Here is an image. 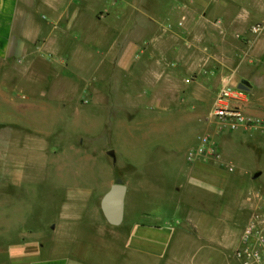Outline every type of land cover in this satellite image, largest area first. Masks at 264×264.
I'll list each match as a JSON object with an SVG mask.
<instances>
[{
  "label": "rangeland",
  "instance_id": "374dc122",
  "mask_svg": "<svg viewBox=\"0 0 264 264\" xmlns=\"http://www.w3.org/2000/svg\"><path fill=\"white\" fill-rule=\"evenodd\" d=\"M156 1L165 0H142V8L130 9V18L154 13ZM118 12L107 8L96 16L107 18L108 26L115 28ZM252 16L253 37H240L237 45L245 51L240 57L252 73L251 83L247 81L251 90L238 89L251 110H240L264 118V13L254 8ZM105 35L104 40L90 41L91 36L66 41L62 47L51 39L45 53L31 62L15 61L29 66L23 81L30 82L34 94L13 85L0 88V178H9L7 185H0V264H13L18 251L11 248L22 240L40 241L27 252L40 246L43 257L72 256L87 264H200L203 258L214 259L213 264H240L235 251L257 197L264 195V134L221 132L226 130L214 119L205 129L198 120L188 119L179 101L167 111L156 109L139 97L150 89L151 69L139 65L118 71L113 62L119 48L117 31ZM62 58L66 61L60 62ZM90 85L100 86L105 100L89 101ZM204 135L218 145L225 162L232 161L235 171L203 161L210 164L206 178L221 181L219 193L209 187L204 194L201 185L189 186L196 199L189 203L197 211L180 218L170 200L178 185L188 187L193 175L187 154ZM162 148L165 155L158 152ZM133 180L145 187L132 190ZM114 183L129 186L119 227L111 226L100 208ZM140 224L179 226V243L165 247L163 254L131 249L130 233ZM202 241L210 247L197 251Z\"/></svg>",
  "mask_w": 264,
  "mask_h": 264
},
{
  "label": "crops",
  "instance_id": "0c3cea01",
  "mask_svg": "<svg viewBox=\"0 0 264 264\" xmlns=\"http://www.w3.org/2000/svg\"><path fill=\"white\" fill-rule=\"evenodd\" d=\"M141 2L142 0H0V88L13 85L22 91L29 89L34 94L30 82L23 81L29 66L18 65L15 61L26 59L31 62L34 57L45 53L46 44L51 39L58 47H62L66 41H85L91 36L90 41L104 40L107 32L117 31L119 48L113 60L117 63V70L126 71L139 65V68L146 66L151 69L152 76L147 84L150 89L146 94L139 95L140 99H148L160 111H167L174 101H179L185 106L188 119L198 120L206 129L221 90L224 87L238 90L242 81H249L252 73L245 68L243 58L240 57L245 51L237 45L240 37L243 40L253 37L249 29L253 9L258 8L263 14L264 3L254 5L241 0L156 1L152 3L158 9L154 13L148 11L144 18H130V9L142 8ZM157 3L159 4L156 5ZM107 8L119 10L112 22L118 27L111 28L107 24V18L96 16L97 11L101 13L102 9ZM160 8L165 10L160 11ZM42 11L49 16H41ZM179 22L183 23L182 27L178 26ZM148 34L150 37L146 38ZM91 46L98 48L97 44ZM104 57L107 58L108 55ZM64 61L66 60L63 58L60 60ZM66 67H69V63ZM87 89L89 101L105 100L100 86L90 85ZM246 101V98L241 101L230 100L228 105L248 112L251 109ZM158 152L165 155L166 148L159 149ZM208 165L210 164L204 162L192 163L190 174L194 178L187 182L188 187L180 184L173 192L176 196L170 200L174 202L171 206L174 214L180 218L193 217L197 211V207L189 203L196 200L189 186L201 185L204 194L209 187L219 193L221 181L205 176ZM8 183L9 178H0V185ZM126 185L127 200L129 186ZM141 187H145L142 182L133 180L132 190ZM126 206L125 202V214ZM178 228L179 226L176 229H164L160 226L137 225L130 233L129 246L131 249L145 248L156 254H163L165 247L173 242L179 243ZM38 242L40 241L30 243L22 240L18 247L11 248L18 251L13 256V264H87L72 256L43 257L40 246L38 251H26L36 247ZM202 243L197 251L205 246L210 247L208 243ZM218 259L222 262L220 257ZM213 261L214 259L203 258L200 264H213Z\"/></svg>",
  "mask_w": 264,
  "mask_h": 264
},
{
  "label": "built area",
  "instance_id": "2783aa9c",
  "mask_svg": "<svg viewBox=\"0 0 264 264\" xmlns=\"http://www.w3.org/2000/svg\"><path fill=\"white\" fill-rule=\"evenodd\" d=\"M258 31V30H255ZM243 92L224 87L215 103L210 119L216 121L221 132H259L264 134V118L243 113L239 108L230 107V100L241 101ZM248 130V131H247ZM190 163L215 161L230 173L235 171L231 162L223 160L218 145L209 135H204L187 154ZM240 264H264V195L257 197L250 220L243 229L240 245L235 251Z\"/></svg>",
  "mask_w": 264,
  "mask_h": 264
},
{
  "label": "water",
  "instance_id": "95a60500",
  "mask_svg": "<svg viewBox=\"0 0 264 264\" xmlns=\"http://www.w3.org/2000/svg\"><path fill=\"white\" fill-rule=\"evenodd\" d=\"M238 89L242 91H250L251 87L247 81H242ZM108 155L115 158L113 151H110ZM260 175V172L255 174L254 179H257ZM126 195L127 186L123 183H114L110 190L105 193L101 199V211L106 221L113 227H119L124 222Z\"/></svg>",
  "mask_w": 264,
  "mask_h": 264
}]
</instances>
